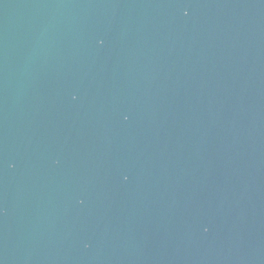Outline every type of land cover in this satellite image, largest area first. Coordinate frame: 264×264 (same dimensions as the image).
<instances>
[{
  "label": "water",
  "instance_id": "95a60500",
  "mask_svg": "<svg viewBox=\"0 0 264 264\" xmlns=\"http://www.w3.org/2000/svg\"><path fill=\"white\" fill-rule=\"evenodd\" d=\"M0 264H264V0H0Z\"/></svg>",
  "mask_w": 264,
  "mask_h": 264
}]
</instances>
